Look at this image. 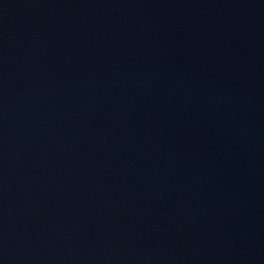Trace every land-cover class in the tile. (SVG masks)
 <instances>
[{"label": "water", "instance_id": "1", "mask_svg": "<svg viewBox=\"0 0 264 264\" xmlns=\"http://www.w3.org/2000/svg\"><path fill=\"white\" fill-rule=\"evenodd\" d=\"M0 264H264V0H0Z\"/></svg>", "mask_w": 264, "mask_h": 264}]
</instances>
